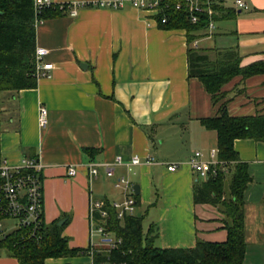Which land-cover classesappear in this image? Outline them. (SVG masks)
<instances>
[{
	"label": "crops",
	"instance_id": "0c3cea01",
	"mask_svg": "<svg viewBox=\"0 0 264 264\" xmlns=\"http://www.w3.org/2000/svg\"><path fill=\"white\" fill-rule=\"evenodd\" d=\"M234 1L212 0L234 16L217 14L214 27L191 33L190 43L185 30L164 28L157 12L129 2L116 10L82 7L74 17L64 13L36 23L35 48L46 51L43 61L52 69L48 78H36L33 89L2 93L0 154L10 165L22 157L44 165L43 220L45 225L65 220L61 235L69 248L107 252L97 235H90L88 209L93 201H121L123 194L114 186L119 178L139 187L138 214L132 215L143 219V235L155 247L226 240L220 211L193 203V187L204 180L188 161L194 151L204 160L214 152L218 160L216 133L201 120L218 116L222 106L233 117L264 114V72L232 78L213 99L198 78L188 76L187 51L211 58L234 51L241 68L264 67V0H243L247 10L237 9ZM40 107L48 112L44 128L38 125ZM233 148L250 177L243 195V264H264V142L235 140ZM133 156L143 161L153 156L157 164L129 165ZM90 164L96 170L91 178L85 170ZM168 164H177V170L169 172ZM70 167L76 169L73 176ZM0 264L18 261L1 250ZM44 264H93V257Z\"/></svg>",
	"mask_w": 264,
	"mask_h": 264
},
{
	"label": "trees",
	"instance_id": "16d2710c",
	"mask_svg": "<svg viewBox=\"0 0 264 264\" xmlns=\"http://www.w3.org/2000/svg\"><path fill=\"white\" fill-rule=\"evenodd\" d=\"M177 3L182 4L180 10L175 8ZM212 8L213 20L221 13L223 18L234 16L232 11L223 12L220 6L212 5ZM63 14L57 7L37 13L34 0H0V135L2 93L36 87V23ZM156 16L164 28L185 30L188 43L193 40L191 33L206 29L209 23L205 13L198 14L197 22H191L182 0H163ZM163 18L165 23H161ZM187 60L188 76L198 78L213 99H218L221 89L232 78L264 72L261 64L241 68L240 58L234 51L216 52L211 58L207 53L188 49ZM201 124L216 133L218 160L222 166L215 175L194 185L193 203L209 204L220 211L226 240L223 243L198 241L193 248L155 247L152 238L143 235L141 217L130 215L118 220L108 208L105 227L121 239V244L111 251L95 252L93 264H243L246 249L243 195L250 177L246 164L239 162L233 143L245 139L264 142V114L233 117L222 106L218 116L201 120ZM57 223L44 225L36 237H29L25 229L0 236V251H5L18 264H44L46 259L86 256L89 247L69 248L68 240L61 235L63 226Z\"/></svg>",
	"mask_w": 264,
	"mask_h": 264
},
{
	"label": "built area",
	"instance_id": "2783aa9c",
	"mask_svg": "<svg viewBox=\"0 0 264 264\" xmlns=\"http://www.w3.org/2000/svg\"><path fill=\"white\" fill-rule=\"evenodd\" d=\"M163 0H104L90 4H75V5H53L52 0H34V8L37 13L44 9L57 7L60 11L67 15L74 17L77 11L82 7H96L106 9H122L126 2H129L132 8L144 11H155L158 13L160 4ZM187 6L190 13L191 22L198 21V14L205 13L209 17L208 28L214 27V10L212 8V0H182ZM234 6L240 10H247L248 5L243 0H235ZM175 8L180 10L181 3H177ZM42 22V21H41ZM163 18L161 23H165ZM40 23V22H39ZM46 51L42 48L35 50V76L36 78H48L52 65L43 61ZM47 109L40 107L38 115V125L44 128L47 125ZM116 161L121 163V158ZM157 164L153 156H148L143 161L138 156H133L128 162L129 165H139L141 163ZM191 170L198 178L206 180L209 176L215 175L217 168L222 164L219 160L214 158V152L211 153L209 160H204L199 151H194L188 161ZM177 164H168L167 170L169 172L177 170ZM43 170L44 165L38 158L22 157L18 164L10 165L4 158L0 161V236L5 235L2 231L3 222L5 220L13 221L15 228L25 229L28 231L29 237H36L43 226ZM86 173L91 178L95 176L96 170L93 164L88 165ZM224 170V169H223ZM110 171V170H109ZM225 172V171H224ZM76 169L70 167L68 169L69 175H74ZM115 188L120 189L123 194V199L119 202L104 203L100 201H93L89 205L88 220L90 223V235L100 237V242L107 251L115 249L121 244V239L112 235L105 225L109 219L108 208L115 212L118 220H122L126 216L133 214L136 206L133 186L124 178H119L115 183ZM12 231V232H13ZM88 256L93 257L94 251L89 249Z\"/></svg>",
	"mask_w": 264,
	"mask_h": 264
},
{
	"label": "rangeland",
	"instance_id": "374dc122",
	"mask_svg": "<svg viewBox=\"0 0 264 264\" xmlns=\"http://www.w3.org/2000/svg\"><path fill=\"white\" fill-rule=\"evenodd\" d=\"M135 212V211H134ZM138 214V212L136 213L135 212V215ZM145 223L143 224V227H145ZM3 232L5 234H9L13 231V229L15 228V225H14V222L13 221H8V222H5L4 226H3ZM96 241L100 242V238H98V236H95L94 238Z\"/></svg>",
	"mask_w": 264,
	"mask_h": 264
},
{
	"label": "water",
	"instance_id": "95a60500",
	"mask_svg": "<svg viewBox=\"0 0 264 264\" xmlns=\"http://www.w3.org/2000/svg\"><path fill=\"white\" fill-rule=\"evenodd\" d=\"M133 191H134V194L135 195H138L139 194V187L137 185L133 186ZM65 220H60L57 225L60 227L63 225Z\"/></svg>",
	"mask_w": 264,
	"mask_h": 264
}]
</instances>
